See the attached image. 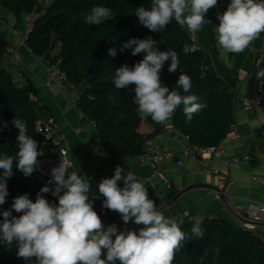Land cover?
Returning <instances> with one entry per match:
<instances>
[{
	"label": "trees",
	"instance_id": "1",
	"mask_svg": "<svg viewBox=\"0 0 264 264\" xmlns=\"http://www.w3.org/2000/svg\"><path fill=\"white\" fill-rule=\"evenodd\" d=\"M152 0H0L3 9L15 19V27L23 30L30 17L33 28L26 36V43L37 57H45L51 64L59 63L68 81L75 86L86 83L78 106L96 126L103 150L116 158L137 157L144 149L145 141L163 130L164 125L156 124L149 117L141 120L129 89H117L113 83L115 70L121 66H134L143 59V54L133 56L132 49L120 51L123 43L130 38L145 39L149 36L157 41L160 51L167 49L178 53L180 65L175 73L168 72V62L161 72L162 82L171 90L181 73L191 78V94L200 97L206 107L194 115L190 123L178 108L172 117L177 130L190 136V143L203 147L220 144L234 123V98L231 84L224 81L204 65L207 57L200 49L193 50L194 43L190 32L181 28L174 20L160 32H151L140 25L135 9L150 8ZM231 0H218L216 7L226 11ZM95 6H105L112 10L114 18L101 25H88L81 13H88ZM210 24L203 27L211 32L218 21L211 10L205 16ZM62 46L53 54L57 42ZM9 42L0 30V125L7 122L8 127L0 132V155L15 156L18 130L11 123L19 116L27 122V134L38 142V151L44 141L36 133L35 124L48 110L34 97L37 89L30 81L23 87L13 82V76L3 68L1 62ZM188 46V54L183 48ZM110 48H116L115 57L108 55ZM178 89V88H177ZM145 123L152 131L145 136L139 127ZM40 157L38 158V160ZM13 176L7 180L8 196L0 205V213L12 207L14 198L27 194L35 202L40 192L41 182L35 171L25 177L15 167ZM3 170L0 169V174ZM97 189V188H96ZM98 191V189H97ZM51 204H58L57 197L41 193ZM94 199L93 207L103 221L107 217L118 218L119 213L100 207L101 195ZM92 200V199H91ZM12 215L22 213L14 210ZM3 220L0 215V221ZM194 219L181 225V230L189 238L176 251L172 264H264V242L252 230L238 226L227 218L205 217L202 220L203 238L192 235L190 229ZM18 251V250H17ZM17 252L0 253V264H26Z\"/></svg>",
	"mask_w": 264,
	"mask_h": 264
},
{
	"label": "clouds",
	"instance_id": "2",
	"mask_svg": "<svg viewBox=\"0 0 264 264\" xmlns=\"http://www.w3.org/2000/svg\"><path fill=\"white\" fill-rule=\"evenodd\" d=\"M218 0H152L150 8L135 9L140 25L151 32H160L173 20L190 33L202 30L207 12L216 7ZM88 25H101L113 19L112 10L95 6L88 13H81ZM216 41L219 48L228 53L239 54L264 32V0H231L226 11L218 14ZM151 36L130 38L120 51L132 49V55L143 54L134 66H121L115 70L113 83L117 89H129L133 95L136 111L141 120L149 117L156 124L164 125L171 120L178 108L186 122L202 111L206 104L191 94V78L181 73L171 90L161 80L163 66L168 62V72L178 71L180 60L174 50L160 51ZM188 46L183 52L188 54ZM116 48L108 55L115 57ZM182 88L183 94L177 91ZM18 130L15 156L0 155V205L8 196L7 180L13 176L15 167L25 177H30L43 155L38 142L27 134V122L16 116L11 122ZM0 125V132L7 128ZM72 162L61 150V161L51 169L48 184L37 193L35 202L27 194L14 198L11 209L5 210L0 221V240L16 243L18 257L34 259L35 264H172L176 251L189 238L181 230L183 221L166 217L149 198L148 190L132 171L125 172L119 165L111 178H103L97 185L99 195L104 197L103 207L120 214L127 225L130 221L142 227L136 230H118L115 224L104 226L94 210V199H89L91 183L76 171H69ZM86 176V175H85ZM123 182V187L118 182ZM52 192L58 204H51L41 193ZM22 213L19 217L12 211ZM202 220L194 218L191 233L203 238ZM106 250V252H105ZM102 255H106L102 259Z\"/></svg>",
	"mask_w": 264,
	"mask_h": 264
},
{
	"label": "crops",
	"instance_id": "3",
	"mask_svg": "<svg viewBox=\"0 0 264 264\" xmlns=\"http://www.w3.org/2000/svg\"><path fill=\"white\" fill-rule=\"evenodd\" d=\"M210 10L218 21V14L223 11L215 8ZM11 25L16 30L22 31L15 27L13 15L0 5V30L15 48L13 54L3 56L1 64L12 76L22 73V81L25 85L31 81L37 89L34 99L48 109L42 117H53L59 122V141L67 148L69 157L74 163L73 169L91 183L90 200L98 197V183L103 178H111L116 166L119 165L125 172L132 171L138 180L145 184L149 198L155 201L157 209L169 218L188 211L193 218H227L238 224L248 217L247 199L264 202L262 182L264 111L243 109L245 98L252 95L254 90L253 64L256 55L264 48V32L239 54L228 53L219 48L214 30L208 32L203 27L201 31L195 33L193 39L199 49L206 54L207 63L204 67L231 84L230 90L234 98V123L237 128L230 130L220 144L225 149L226 158H241L242 162L232 168V177L235 181L233 193L223 203L216 200L208 189L221 186L213 170L227 171L226 162L213 158L204 166L193 159L179 157L183 160L182 166L178 165L176 160H169L161 165L160 170L167 178L163 179L154 176L152 168L141 165L137 157L116 158L107 154L103 150L94 122L78 106L87 84L74 85L67 96H63L55 87H46L44 78L49 60L35 56L28 46H18ZM58 51L55 49L53 54ZM174 130L176 127L172 120L164 124L163 131L167 135ZM139 132L145 136L152 133L144 122L140 125ZM170 146L177 154L180 153L175 143L170 141ZM42 149L47 153L52 147L45 144ZM118 185L123 187V182H118ZM111 224H115L119 229L129 223L125 225L119 216L116 222H110L108 225ZM249 230L264 238V223L257 224ZM17 250L13 243H0V253L12 254ZM101 258L105 259L106 255H102ZM116 264H119V261Z\"/></svg>",
	"mask_w": 264,
	"mask_h": 264
},
{
	"label": "built area",
	"instance_id": "4",
	"mask_svg": "<svg viewBox=\"0 0 264 264\" xmlns=\"http://www.w3.org/2000/svg\"><path fill=\"white\" fill-rule=\"evenodd\" d=\"M45 4L50 2V0H44ZM218 24V23H217ZM214 25L213 30L215 32L216 25ZM8 25V24H7ZM9 26V25H8ZM33 28L32 19L29 17L28 21L25 25V28L22 31L16 30L11 25V30L16 36V44L18 46H27L26 36ZM191 37L194 39L195 33H190ZM62 46L61 42H57L55 49L59 50ZM192 49L196 50L199 47L193 43ZM15 52L14 45L12 43H8L6 46L4 56H9ZM13 62L17 63L16 60ZM253 73H254V90L252 95L247 96L243 103V109L245 111L256 110V111H264V48L260 50V52L256 55L254 64H253ZM22 73H18L13 75V82L18 87H23L25 84L22 81ZM44 85L46 87H55L57 88L63 96H67L73 88V84L68 81L66 73L61 69L59 63L49 64L47 65L46 75L44 78ZM95 124V123H94ZM237 128L236 124L233 123L230 126V130H235ZM36 133L42 135L44 141L42 143V147L39 149L43 153L38 160V164L36 166V172L38 174V178L41 182V188L47 185L50 189H54V184H48V181L51 179V169L59 165L61 161V150L65 153L66 158L69 159L73 166L74 163L69 157V153L67 148L62 145L59 141L60 136V127L59 122L53 117H40L35 124ZM264 136V131H263ZM170 141L175 143L179 149L180 153L177 154L170 146ZM49 144L52 149L50 152L45 153L43 145ZM190 158L195 161H198L200 164L204 166L208 165L211 159H216L221 162H226L228 166V170H217L214 169L213 173L217 175L220 180L221 186L216 188H209V193L218 201L225 202L227 198L232 196L233 188L235 185V181L232 177V168L237 166L242 162L241 158H226L225 149L221 144L208 145L203 147L194 146L190 143V136L186 133H183L179 130H174L170 135H167L163 130L159 133L154 134L151 137H148L145 141L143 151L137 156L139 163L143 166H149L153 170V175L160 176L163 179H167L165 174L160 170V167L163 163L169 160H176V163L182 166L183 160L181 158ZM52 165L49 169L48 166ZM69 171H75L72 168ZM77 172V171H76ZM81 177L82 175L77 172ZM262 182L264 184V171L262 176ZM100 183V182H99ZM98 183V184H99ZM98 188V186H97ZM51 196L52 192H48ZM222 194L225 196L223 199ZM55 197V196H53ZM104 197H101L100 207H103ZM247 208H248V217L246 219H242L240 223L237 225L250 229L251 227L256 226L257 224L264 223V202L260 200H252L247 199ZM107 209V208H104ZM203 219L202 217H199ZM213 218V217H210ZM177 222L184 221V219L191 220L194 219L191 217L188 211L183 212L175 217H173ZM118 218L107 217L102 222L105 225H108L110 222H116ZM186 220V221H187ZM185 222V221H184ZM142 227L140 225H136L134 222H129V224L123 228H119L118 230L123 231L125 228L128 230H136ZM257 235V234H256ZM259 236V235H258ZM263 242L264 238L259 236ZM0 243H6L0 240ZM13 244L18 249L15 242ZM26 264H35L34 259H29L25 261Z\"/></svg>",
	"mask_w": 264,
	"mask_h": 264
},
{
	"label": "water",
	"instance_id": "5",
	"mask_svg": "<svg viewBox=\"0 0 264 264\" xmlns=\"http://www.w3.org/2000/svg\"><path fill=\"white\" fill-rule=\"evenodd\" d=\"M177 91L178 92H180V94H183V90H182V88H178L177 89ZM189 189V188H188ZM217 189V188H216ZM223 199L225 198V196L222 194V196H221Z\"/></svg>",
	"mask_w": 264,
	"mask_h": 264
},
{
	"label": "rangeland",
	"instance_id": "6",
	"mask_svg": "<svg viewBox=\"0 0 264 264\" xmlns=\"http://www.w3.org/2000/svg\"><path fill=\"white\" fill-rule=\"evenodd\" d=\"M244 215V214H243ZM245 216V215H244ZM244 218H246V217H244Z\"/></svg>",
	"mask_w": 264,
	"mask_h": 264
}]
</instances>
